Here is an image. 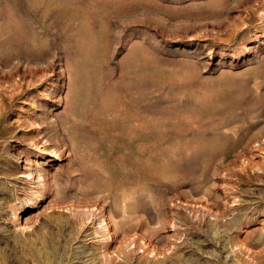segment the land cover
<instances>
[{
	"label": "rangeland",
	"instance_id": "1",
	"mask_svg": "<svg viewBox=\"0 0 264 264\" xmlns=\"http://www.w3.org/2000/svg\"><path fill=\"white\" fill-rule=\"evenodd\" d=\"M0 264H264V0H0Z\"/></svg>",
	"mask_w": 264,
	"mask_h": 264
}]
</instances>
